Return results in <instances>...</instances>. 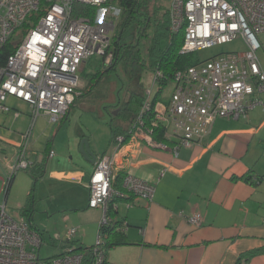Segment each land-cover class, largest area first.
Wrapping results in <instances>:
<instances>
[{
  "label": "built area",
  "instance_id": "1",
  "mask_svg": "<svg viewBox=\"0 0 264 264\" xmlns=\"http://www.w3.org/2000/svg\"><path fill=\"white\" fill-rule=\"evenodd\" d=\"M109 2L0 0V50L7 42L13 47L0 65V111H10L5 101L12 96L29 105L32 123L43 116L49 125L58 124L75 101L82 64L94 55L105 56V64L111 62V37L120 11L108 7ZM76 5L103 9L92 17L75 15ZM168 11L172 32L183 30L180 53L207 49L238 36L248 48L219 54L176 72L167 103L153 104L151 89L144 90L145 99L129 137L163 150L170 147L166 141L153 138L155 127H161L164 136L170 130L178 142L176 149L200 140L217 118L245 116L256 106L264 110V72L256 56L257 34L264 31V0H171ZM26 21L28 26L22 32ZM157 76L159 72L154 78ZM29 135V130L22 134L15 160L8 167L7 181L31 166L26 156ZM117 142L122 144L124 137L118 136ZM117 147L111 155L97 157L87 185L88 207L103 211L99 227L111 220L107 209L113 197L128 193L150 200L154 192L153 184L128 174L123 178L122 190L112 187L115 170L120 166L117 160L121 149ZM47 155L52 157L54 151L49 149ZM112 206L116 208L115 203ZM187 218L194 226L202 221L198 212ZM76 231L75 227L67 229L58 256L40 259L41 233L30 227L20 213L9 214L5 202H0V264H84L83 254L71 245ZM102 243L98 231L91 264H104Z\"/></svg>",
  "mask_w": 264,
  "mask_h": 264
},
{
  "label": "crops",
  "instance_id": "2",
  "mask_svg": "<svg viewBox=\"0 0 264 264\" xmlns=\"http://www.w3.org/2000/svg\"><path fill=\"white\" fill-rule=\"evenodd\" d=\"M257 40L256 56L264 72V31L257 34ZM85 64L79 73H84ZM79 77L76 98L90 87L81 74ZM148 88L153 98L158 88ZM5 103L10 111H0V175H9L8 167L15 160L22 134L29 130L26 156L31 166L19 176L28 187L33 182L32 175H37L35 183L40 186L37 193L43 186V193L48 194L46 211L60 214L63 225L52 239L62 242L67 229L75 227L72 240L76 245L95 244L103 211L100 207H88L87 185L95 161L83 157L77 140L86 137L96 159L111 155L120 146L117 160L120 166L115 176L128 174L154 186L150 200L128 193L113 197L116 208L112 219L128 244L106 251L107 264H264V252L247 260L242 258L245 253L264 248V110L261 106L238 118H217L209 132L190 146L178 145L174 149L178 142L168 130V135L163 137L170 149L163 150L150 147L143 139L130 137L120 145L112 143V113L102 149L96 136L86 135L80 128L69 131V113L53 132V125L43 116L32 123L26 102L9 96ZM125 120L115 124L123 135L133 128L131 120ZM41 138L45 139L44 144L35 145ZM49 149L54 151L52 157L47 155ZM112 187L119 189L114 181ZM197 212L202 221L194 226L187 217ZM39 232L44 240L45 234Z\"/></svg>",
  "mask_w": 264,
  "mask_h": 264
},
{
  "label": "trees",
  "instance_id": "3",
  "mask_svg": "<svg viewBox=\"0 0 264 264\" xmlns=\"http://www.w3.org/2000/svg\"><path fill=\"white\" fill-rule=\"evenodd\" d=\"M110 1H116L120 7L119 17L116 21L118 23L117 25L115 23V29L111 37L112 59L109 64H105V56H102L101 69L93 74L88 84L91 87L102 74L115 71L116 66L119 63H123L129 77L128 79L131 83H135V87L133 85V88H128L129 95L127 100L122 105L118 104L117 106H120V113L122 116H124L125 119L131 120L132 124H134L136 115L139 113L145 99V89L142 84V74L145 70H151L154 75L158 72L160 73V76L156 77V82H158L159 85L152 100L154 104L156 101L160 100L162 88L167 83L172 82L176 72L185 70L187 67L199 63L200 60L197 57V51L180 53L184 38L183 30L172 32L168 9H165L162 14H159V7H152L150 10L149 2L151 0ZM74 9L77 11L75 15L83 13L92 17L94 14L93 8L89 6L76 5ZM34 16H32L31 19L29 18V20H32ZM26 26H28L27 21L21 28L22 32H24ZM12 49L11 42H7L3 46L0 50V65L5 63ZM149 119L150 116L147 115V124H149ZM61 121L59 123H61ZM110 129L112 143H118V135H122L124 140L130 135L129 132L123 135V132L116 125H111ZM153 138L159 141H165L163 129L161 127H155L153 129ZM32 176V187L30 188L25 203L21 207L20 214L26 219L30 227L39 232V230L32 225V216L34 212L33 192L36 179L38 178L37 175L33 174ZM12 178L11 176L5 184V194L8 193ZM123 178L124 176L120 174L116 175L114 178V185L119 188L118 190L123 189L121 188ZM248 178L249 177H246L245 179L248 180ZM114 198L110 201L109 208L107 209V214L111 220L98 229L99 235L103 241L102 248L105 251L104 264H107L106 251L118 245L128 244L124 234L118 229V223L112 219V215L115 211L112 206ZM71 245H75L76 252L83 254L84 264H91L93 262L92 247L94 244L85 247L76 245L73 242ZM62 247L63 245H61V249ZM258 252H264V248L245 253L242 255V258L247 260ZM240 261L241 259L238 260V263Z\"/></svg>",
  "mask_w": 264,
  "mask_h": 264
},
{
  "label": "rangeland",
  "instance_id": "4",
  "mask_svg": "<svg viewBox=\"0 0 264 264\" xmlns=\"http://www.w3.org/2000/svg\"><path fill=\"white\" fill-rule=\"evenodd\" d=\"M171 0H151L149 2V9L152 7H159L160 13L162 14L165 9H168ZM108 7L113 8L116 11H120V7L116 1H110ZM94 12H97L102 8L91 7ZM116 22V21H115ZM118 22H116L117 25ZM248 48L247 43L241 36L237 38L213 47L202 49L197 51V57L200 62L212 58L219 54L232 53V52H243ZM102 56L94 55L86 60L84 73L81 74V78L85 83L91 81V77L99 69H101ZM155 75L151 70H145L142 74V84L144 88L152 87L153 90L158 88V82H156ZM123 63H119L115 71L106 72L102 77H99L95 83L89 87L86 91L83 90L81 96H78L69 110L68 123L70 126L69 131H75V129H83V133L86 135L96 136L99 141L101 148L105 149L106 134L105 130H108V123L111 120V114L113 115L112 125L125 123V119L120 113V106L116 108V105H122L128 98L129 89L135 87V83H131L128 79ZM154 80V82H153ZM131 86V87H129ZM129 88V89H128ZM173 91V82L167 83L161 90L160 100L167 102ZM114 108V109H113ZM119 113V115H116ZM68 123L65 124L68 127ZM59 124L53 125V129H58ZM52 128V126H51ZM86 138V137H84ZM83 139V138H82ZM80 142V137H78ZM45 139H39L35 145L40 146L44 144ZM77 145V141L74 142ZM38 148V147H35ZM79 149V148H78ZM25 170H19L13 177L14 181L11 183L9 191L5 194V184L8 176L0 175V202L2 203L5 199L6 210L9 214L13 215L21 212V207L27 199L32 183L26 187L24 179L19 175L24 173ZM40 187L38 183L34 185L33 201H34V212L32 217L33 227H37L43 234L45 239L39 249L40 259H49L58 256L61 252V242L52 239L55 232L62 227L63 222L60 220V214L47 212L46 206L48 194L45 192V187L41 186L39 189V195L37 189ZM28 192V193H27ZM42 195H41V194ZM76 213V212H72ZM78 220V219H77ZM51 236V237H50ZM54 238V237H53ZM95 242V241H94Z\"/></svg>",
  "mask_w": 264,
  "mask_h": 264
},
{
  "label": "water",
  "instance_id": "5",
  "mask_svg": "<svg viewBox=\"0 0 264 264\" xmlns=\"http://www.w3.org/2000/svg\"><path fill=\"white\" fill-rule=\"evenodd\" d=\"M79 151L87 160L96 161V157L92 150L90 149L89 141L83 138L79 142Z\"/></svg>",
  "mask_w": 264,
  "mask_h": 264
}]
</instances>
